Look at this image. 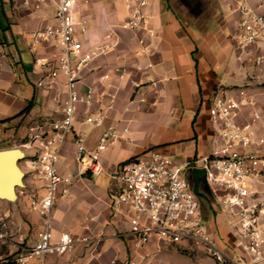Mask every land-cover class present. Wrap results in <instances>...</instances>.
Segmentation results:
<instances>
[{
  "label": "crops",
  "instance_id": "crops-1",
  "mask_svg": "<svg viewBox=\"0 0 264 264\" xmlns=\"http://www.w3.org/2000/svg\"><path fill=\"white\" fill-rule=\"evenodd\" d=\"M56 1L45 0L35 7V0H0V139L19 146L24 154L20 191L27 196L23 208L31 224L26 229L27 246L35 242L42 220L26 198L42 195L45 183L25 177L27 159L34 155V149L25 146L28 130L39 125L48 131V125L61 118L67 97L65 77L50 76L57 66L59 45L32 38L35 30L55 24ZM146 1V24L127 30L121 25L134 0H75L74 18L86 26L78 36L84 50L100 45L106 50L79 73L76 91L82 98L91 91V98L75 104L73 132L60 146L57 170L72 180L67 193L53 204L50 219L52 242L63 233L93 241L26 264H126L158 249L161 241L155 238L133 248L128 224L133 212L112 201L119 190L112 176L129 160L156 151L186 166L185 175L191 179L192 169L199 167L196 163L219 146L210 120L215 96L252 100L253 105L241 108L238 122L250 124L254 139L264 138V42L248 46L236 42L243 17L240 6L245 2L263 14L264 0ZM98 113L105 116L101 128L85 122L86 116ZM109 126L118 132L128 128L124 137L131 142L121 140L100 153L99 175H78L75 136L93 150ZM260 149L264 153V145ZM246 186L250 202L261 203L259 218L264 223V175L249 177ZM195 193L200 222L215 250L228 262L251 264L230 216L219 204L223 192L214 193L203 180ZM9 264L17 263L14 259Z\"/></svg>",
  "mask_w": 264,
  "mask_h": 264
},
{
  "label": "built area",
  "instance_id": "built-area-1",
  "mask_svg": "<svg viewBox=\"0 0 264 264\" xmlns=\"http://www.w3.org/2000/svg\"><path fill=\"white\" fill-rule=\"evenodd\" d=\"M35 1V7H39L45 0ZM74 3L75 0H57L53 15L55 24L32 33L36 42L54 40L59 45L57 66L50 76L65 77L67 97L60 110L61 118L50 123L48 131L39 125L28 130L25 146L33 148L34 155L27 159V174L45 182L43 194L32 196L30 201L31 208L42 220V226L33 245L22 248L15 258L17 264H26L47 254L64 255L71 252L78 242L93 241L63 233L57 241L52 242L50 219L53 204L67 193L66 185L72 180L57 170L60 146L66 136L73 132L75 104L91 98V91H87L84 98L76 91L79 73L106 50L104 45L84 50L78 36L86 31V26L84 21L75 20ZM146 4V0H134L129 17L121 27L127 30L143 27L147 22L144 11ZM240 10L243 17L237 25V44L248 46L264 42V13H255L245 2ZM251 105L253 101L247 98L236 100L221 95L213 98L210 120L219 146L196 164L204 169V180L213 192H223L219 204L230 216L234 234L249 255L251 264H264V235L257 222L262 213L258 207L261 203L250 202L251 194L246 186L249 177L264 175V153L260 149L264 145V138L254 139L250 124L238 122L241 108ZM104 118L101 113L88 115L85 122L94 128H101ZM256 118L257 114H252V119ZM128 133L126 127L118 132L109 126L101 132L93 150L86 148L81 136H75L74 160L78 175L86 172L99 175L100 153L121 140L131 142L130 138L124 137ZM185 167L156 151L145 152L120 166L114 173L112 179L117 182L119 190L112 201L129 206L133 212L128 224L134 249L145 246L151 238H155L169 244L184 243L186 246L200 247L222 263L223 258L215 250L210 235L200 222L198 198L191 179L185 175ZM126 264L140 263L128 260Z\"/></svg>",
  "mask_w": 264,
  "mask_h": 264
},
{
  "label": "rangeland",
  "instance_id": "rangeland-1",
  "mask_svg": "<svg viewBox=\"0 0 264 264\" xmlns=\"http://www.w3.org/2000/svg\"><path fill=\"white\" fill-rule=\"evenodd\" d=\"M8 140L0 139V150L9 148H20L12 146ZM21 149V148H20ZM172 160V159H171ZM20 169L23 172L21 161ZM200 168V167H199ZM25 177H28L26 173ZM21 188L16 190V198L13 201L0 199V264H9L14 261L15 255L19 254L22 248H28L30 241V232L26 231L31 226L28 220L27 210L23 208L24 197L26 194L21 193ZM259 192L256 193L258 199ZM261 194L264 195V192ZM27 197V196H26ZM27 201L30 202L28 198ZM257 202V201H255ZM254 202V203H255ZM259 207V206H258ZM259 218V216H258ZM260 231L263 229V222L257 220ZM263 233V232H262ZM264 234V233H263ZM158 249L146 254L143 258L137 257L135 262L140 264H228L226 259L222 263L211 254L205 252L202 248L182 244L159 243Z\"/></svg>",
  "mask_w": 264,
  "mask_h": 264
},
{
  "label": "water",
  "instance_id": "water-1",
  "mask_svg": "<svg viewBox=\"0 0 264 264\" xmlns=\"http://www.w3.org/2000/svg\"><path fill=\"white\" fill-rule=\"evenodd\" d=\"M24 158L23 152L16 147L0 150V199L13 201L16 198V190L23 187L24 174L19 163ZM203 168L195 167L191 171V181L194 192L204 180Z\"/></svg>",
  "mask_w": 264,
  "mask_h": 264
},
{
  "label": "trees",
  "instance_id": "trees-1",
  "mask_svg": "<svg viewBox=\"0 0 264 264\" xmlns=\"http://www.w3.org/2000/svg\"><path fill=\"white\" fill-rule=\"evenodd\" d=\"M28 109H29V108H26V109L24 110V113H27Z\"/></svg>",
  "mask_w": 264,
  "mask_h": 264
}]
</instances>
